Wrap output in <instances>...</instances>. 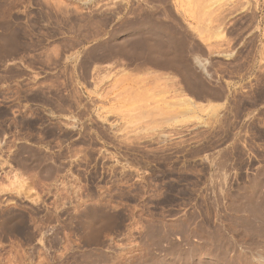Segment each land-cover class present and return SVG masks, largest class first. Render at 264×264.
<instances>
[{"label":"rangeland","instance_id":"obj_1","mask_svg":"<svg viewBox=\"0 0 264 264\" xmlns=\"http://www.w3.org/2000/svg\"><path fill=\"white\" fill-rule=\"evenodd\" d=\"M0 264H264V0H0Z\"/></svg>","mask_w":264,"mask_h":264},{"label":"bare ground","instance_id":"obj_2","mask_svg":"<svg viewBox=\"0 0 264 264\" xmlns=\"http://www.w3.org/2000/svg\"><path fill=\"white\" fill-rule=\"evenodd\" d=\"M166 62H167V63H165V62H164V63H156V64H157L156 66H158L160 69H169V68L172 69V68L175 67V65H176V64H173V63L170 64L171 62L169 63V61H166ZM198 62H199V61H198ZM199 63H200V62H199ZM154 65H155V64H154ZM177 67H178V65H177ZM124 74H125V73H124ZM174 77H175V76H174ZM160 78H161V77H160ZM166 78H167V77H166ZM176 78H177V77H176ZM164 80H166V79H164ZM194 82H195V81H194ZM172 86H173V85H172ZM175 86H176V85H175ZM175 86H174V87H175ZM190 86H191V85H190ZM174 89H175V88H174ZM193 90H194V89H193ZM196 90H197V89H196ZM174 91H175V90H174ZM176 91H178L179 93H177V95H175V96H177L178 99L175 101L176 103H175L174 105H175V106H178L179 108H180V107H184V108H187V109L190 108L191 111H194V109H196V108H195L196 105L192 103L193 101L191 102L190 98H189V99H188L187 97H186L187 99L184 98V96H182V95L180 94L179 89L176 90ZM181 93H183V92H181ZM170 105H171V104H170ZM194 105H195V106H194ZM196 107H197V106H196ZM170 108L173 110L172 107H170ZM175 108H177V107H175ZM179 108H178V109H179ZM168 109H169V108H168ZM171 109H170V110H171ZM170 110H169V111H170ZM175 110H177V109H175ZM175 110H173V111H175ZM183 110H184V109H183ZM167 111H168V110H165V112H167ZM169 111H168V112H169ZM173 111H172V112H173ZM141 112H142V111H141ZM162 112H164V110H163ZM159 113H160V111H159ZM170 113H171V112H170Z\"/></svg>","mask_w":264,"mask_h":264},{"label":"crops","instance_id":"obj_3","mask_svg":"<svg viewBox=\"0 0 264 264\" xmlns=\"http://www.w3.org/2000/svg\"><path fill=\"white\" fill-rule=\"evenodd\" d=\"M192 5H193V7H194V9H193V7H192V9L194 10L193 13H194L195 15H198V16H199V15L201 14V12H202L203 7H205V2H196V1H194V2L192 3ZM224 17H225V18L228 17L227 12H226V14H224Z\"/></svg>","mask_w":264,"mask_h":264}]
</instances>
